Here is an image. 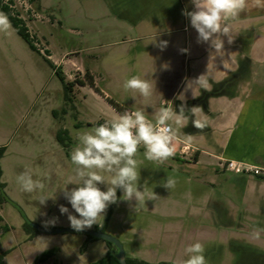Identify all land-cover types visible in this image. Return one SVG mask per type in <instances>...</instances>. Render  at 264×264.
Instances as JSON below:
<instances>
[{
	"label": "rangeland",
	"instance_id": "obj_1",
	"mask_svg": "<svg viewBox=\"0 0 264 264\" xmlns=\"http://www.w3.org/2000/svg\"><path fill=\"white\" fill-rule=\"evenodd\" d=\"M175 2L139 0L135 8L145 15L152 11L155 22L147 30L152 33L146 36H151L137 40L141 34L131 30L127 22L136 17L133 0H12L13 13L23 20L41 53L33 51L10 19L0 12L11 24L7 32L0 31V147L8 145L2 160L3 181L8 183V195L29 217L33 209L36 214L42 212L47 221L55 219V224L48 228H72L59 206L64 205L78 216L61 189L73 174L75 166L70 157L78 134L117 114L92 88L81 86L79 81L89 82L90 74L99 89L122 105L150 109L147 113L144 110L150 119L161 107V97L168 99L170 81L155 82L152 68L154 64L163 66L168 62L175 66L182 59L181 50L161 51L157 46L161 40L170 41L161 14L164 10L181 11L182 6L176 7ZM120 10L123 16L119 20L115 16ZM47 58L59 67L67 83L75 85L70 93L71 102H66L63 84ZM132 76L153 85L151 97L124 90V82ZM60 131L67 132L63 134L67 147L57 141ZM143 153L141 147L137 156L142 161L139 189H145L146 197L152 191L158 197L146 200L144 207L135 210V200L119 199L123 193L117 189L118 202L108 207L100 224L88 230L102 228L108 218L104 232L122 242L127 256L155 264H182L188 258L185 247L195 242L204 245L207 264H264V232L259 238L252 235L255 228L264 229V225L230 226L233 218L220 208L219 202L211 204L215 218H204L207 208H201V199L204 193L210 196L211 190L199 184L202 178L185 162L188 160L170 158L158 164L144 159ZM26 169H32L33 178L44 182L43 192L20 190L16 177ZM167 175L178 181L171 191L161 186ZM98 186L107 189L106 184ZM217 189L214 198L228 195ZM41 196L49 198L45 205L39 203ZM32 201L37 202L36 206H32ZM4 209L11 223L22 220L21 212L13 204L7 203ZM34 219L28 220L37 223ZM3 226L0 217V232L6 234ZM40 234L33 242L21 237L13 240L9 233L2 238L0 234V243L10 242L13 247L7 261L25 264L29 261L25 253L40 255L52 248L59 252L43 264H90L106 255L102 239L92 240L80 232Z\"/></svg>",
	"mask_w": 264,
	"mask_h": 264
},
{
	"label": "crops",
	"instance_id": "obj_2",
	"mask_svg": "<svg viewBox=\"0 0 264 264\" xmlns=\"http://www.w3.org/2000/svg\"><path fill=\"white\" fill-rule=\"evenodd\" d=\"M138 1L133 0L134 8L138 6ZM175 1L176 7L182 6L181 11L178 9V12L175 10L173 13L170 10H164L161 14L165 18L163 19L164 26H166L165 34L170 35V41L165 49H188V52L182 53V59L175 66L168 62L163 66L154 64L152 68L155 82L170 81L168 99L161 97L160 105L164 106L168 101H172L174 109L178 112L181 103H185V114L189 116L186 126L183 127L185 122H181L180 136L175 144V156L172 159L180 162L187 159L188 161L185 162L192 165L191 169H194L197 176L202 178L199 184L211 190L210 196L207 193L202 195L203 206L201 208H207L204 218L209 216L215 218L214 207L212 208L211 204L219 202L220 208L226 209L233 218L230 226L246 224L262 226L264 225V179L253 175L227 172L221 164L225 160H236L251 166L264 167V10L253 9L251 12L240 13L239 20L233 24V35L235 36L233 43L228 44L227 37H222L225 41L224 50L223 53L217 55L208 44L197 43L198 33L191 27L190 19L183 15L184 10L188 12L194 10L191 0ZM151 12L145 15L135 8L136 17L127 21L131 30H137L141 34L138 35L137 40L151 36H146L152 33L147 30L153 27L155 22L154 13ZM122 16V10H120L115 17L119 19ZM126 39L124 41H127ZM201 74L208 76L210 89L204 90L193 86V92L192 89L185 91L186 80H194ZM181 92L184 93V101L176 99ZM95 93L116 113H119L106 100L107 97L112 98L111 96L104 91H102L104 96ZM112 99L125 111L136 110ZM192 106H199L203 110V113H198V116L207 124L203 129H197L192 123L195 117L187 111ZM142 110L146 113L151 111L147 107ZM185 135H190V137L185 138ZM1 147H6L3 160L8 153V145ZM4 176L3 170L1 180L6 185L5 192L7 193L8 183L3 181ZM215 188H221L220 191L228 195H219L217 199L214 198ZM8 196L21 208L23 213L19 210L22 220L16 219L15 223H11L4 211V206L9 202H1L0 199V217L3 219L4 226L7 227L5 230L3 226L6 234L9 233L13 240L18 237L30 242L39 239L41 231L28 233L24 225L26 220L35 218L33 221L41 226L47 218L41 216L42 212L36 214L33 209L30 213L32 217H29L17 202L10 195ZM34 201L30 202L32 206L37 204ZM209 207L212 209L211 213L208 212ZM0 234H3L2 238L6 235L2 232ZM105 245L106 254L109 248L106 243ZM11 246L10 242L7 244L1 242L2 250L9 251L4 258L7 264L15 262L12 258L10 263L7 261L13 249ZM38 256L25 253L24 257L29 259L25 261V264L34 263Z\"/></svg>",
	"mask_w": 264,
	"mask_h": 264
},
{
	"label": "clouds",
	"instance_id": "obj_3",
	"mask_svg": "<svg viewBox=\"0 0 264 264\" xmlns=\"http://www.w3.org/2000/svg\"><path fill=\"white\" fill-rule=\"evenodd\" d=\"M194 10H184L183 15L190 19L191 27L198 33L197 43H206L215 54L223 53L225 41L232 44L233 24L239 20L240 13L251 12L253 9L264 10V0H191ZM11 27L8 18L0 13V31L7 32ZM168 41L161 40L157 46L163 51ZM187 53L188 49H181ZM198 86L199 89L209 90V79L201 74L194 80H186L185 91ZM123 88L125 91L139 92L144 98L151 97L153 85L139 76L127 79ZM195 97V95L193 94ZM176 99L185 100L184 93ZM187 111L195 117L194 127L203 129L207 124L198 113H203L199 106H192ZM186 104L181 103L177 112L173 102L168 101L164 106L154 111L152 119L141 109L117 113L90 130L78 134V143L71 152V163L75 166L73 174L68 177L63 190L64 198L71 204L77 215L69 212L64 205L59 206L61 214H67L70 226L75 231H83L94 224H100L101 218L111 204L118 202L117 189L125 201L135 200V210L145 206L146 200H155L158 196L152 191L146 197L145 189H139L140 171L137 156L140 148H144V159L163 164L175 156V144L180 136L181 122L183 127L189 122ZM190 135H185V138ZM107 174V175H106ZM38 175V173H36ZM111 178L108 179L107 177ZM32 169H26L16 177L20 190L27 193L43 192L45 184L41 179H34ZM177 179L167 175L161 186L168 190L175 189ZM75 185L69 189L68 185ZM106 184L107 189L98 186ZM49 198L41 196L40 205H45ZM55 219L45 221L44 226L55 224ZM264 229L255 228L252 235L259 238ZM185 259L182 264H207L205 247L195 242L185 247Z\"/></svg>",
	"mask_w": 264,
	"mask_h": 264
},
{
	"label": "trees",
	"instance_id": "obj_4",
	"mask_svg": "<svg viewBox=\"0 0 264 264\" xmlns=\"http://www.w3.org/2000/svg\"><path fill=\"white\" fill-rule=\"evenodd\" d=\"M10 3H12V0H0V12L4 13L10 19L11 24L13 25L15 31L29 45V47L33 51L41 53V51H39V49L35 45V42L33 41V37L30 34L28 28L25 26L23 20L18 18V16H16L13 13L12 6H10L11 5ZM48 56H50V55H48ZM47 61L50 63V65L53 68L55 74L59 77L60 81L63 84L66 102H71L72 99L70 97V93L73 90L72 86L74 87L75 85L73 83H71V82L67 83L65 81L64 75L59 70V67H57L49 58H47ZM89 77H90L89 82L86 83V82H82V81L78 80L79 81L78 83H80L81 86L89 85L91 88H93L95 90V92H97L98 94L104 96L102 91L95 85L94 79H93L92 76H90V74H89ZM106 100L119 113L122 114L123 112H125V110L122 107H120L112 98L107 97ZM66 133H67L66 131L65 132L60 131L57 134L58 142L64 147H67V145L65 143V140H67V138L64 137V135H63V134H66ZM5 151H6V147H0V199H1V202L4 201V202H9V203L13 204L14 206H16L22 212L21 208H19V206L17 204H15L9 198L7 193L5 192L6 185L1 180L2 175H3V170H2V167H1V160H2V158L4 156V154H5ZM258 177L264 179V177H262V176H258ZM107 220H108V218H107ZM107 220H106V222H107ZM106 222L104 223V225L102 227L103 231H104V228L106 227ZM24 226H25V230L28 233L29 232H35V233L39 232V230H37V229L33 228L32 226H30L28 224V222H26ZM4 229L7 230V227L4 226ZM88 238L94 240V238H92L91 236H88ZM105 243L107 244V246L109 248V250L106 253V255L103 258H101L100 260H98L96 262H93V263H90V264H120L119 260L115 256V253L118 251L117 248L115 247V245L112 244L111 242H107V241H105ZM58 252H59L58 248H52V249L46 250L43 253H41L35 259L34 263L35 264H43V263L55 258ZM7 254H8V251H3L1 249V243H0V264H7L4 261V258H5V256ZM126 261H127V264H155V263H150V262L144 261V260L139 259V258H134V257H129V256H126ZM159 264H161V263H159ZM163 264H168V263H163Z\"/></svg>",
	"mask_w": 264,
	"mask_h": 264
},
{
	"label": "water",
	"instance_id": "obj_5",
	"mask_svg": "<svg viewBox=\"0 0 264 264\" xmlns=\"http://www.w3.org/2000/svg\"><path fill=\"white\" fill-rule=\"evenodd\" d=\"M28 224L32 226L33 228L44 232V233H65V232H80L83 234H86L88 236H91L94 239H102L107 242H111L112 244L115 245L117 248V252L115 253L116 258L119 260L120 264H127L126 261V252L123 247V244L120 240L115 238L114 236H111L107 233H105L101 228L97 230H88L85 229L83 231H75L73 228H48V227H43L40 226L37 223H34L30 220H27Z\"/></svg>",
	"mask_w": 264,
	"mask_h": 264
},
{
	"label": "built area",
	"instance_id": "obj_6",
	"mask_svg": "<svg viewBox=\"0 0 264 264\" xmlns=\"http://www.w3.org/2000/svg\"><path fill=\"white\" fill-rule=\"evenodd\" d=\"M221 167L225 171L235 174H247L256 177L258 176L264 177V167L251 166L235 160H225L222 162Z\"/></svg>",
	"mask_w": 264,
	"mask_h": 264
},
{
	"label": "flooded vegetation",
	"instance_id": "obj_7",
	"mask_svg": "<svg viewBox=\"0 0 264 264\" xmlns=\"http://www.w3.org/2000/svg\"><path fill=\"white\" fill-rule=\"evenodd\" d=\"M26 221H27V220H26ZM102 227H103V226H102ZM97 229H100V228H97ZM97 229H96V230H97ZM101 229H102V228H101ZM102 230H103V229H102Z\"/></svg>",
	"mask_w": 264,
	"mask_h": 264
}]
</instances>
